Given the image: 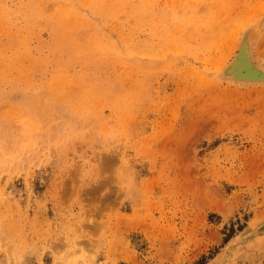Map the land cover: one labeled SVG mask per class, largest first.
<instances>
[{
	"label": "rangeland",
	"instance_id": "374dc122",
	"mask_svg": "<svg viewBox=\"0 0 264 264\" xmlns=\"http://www.w3.org/2000/svg\"><path fill=\"white\" fill-rule=\"evenodd\" d=\"M256 20L0 0V264H264V88L215 75Z\"/></svg>",
	"mask_w": 264,
	"mask_h": 264
},
{
	"label": "bare ground",
	"instance_id": "6f19581e",
	"mask_svg": "<svg viewBox=\"0 0 264 264\" xmlns=\"http://www.w3.org/2000/svg\"><path fill=\"white\" fill-rule=\"evenodd\" d=\"M258 20L249 22L243 30L241 29L237 42L240 54L231 64L229 61L219 67L218 75H215L220 82L241 88H264V64L259 62L255 52L264 21Z\"/></svg>",
	"mask_w": 264,
	"mask_h": 264
}]
</instances>
